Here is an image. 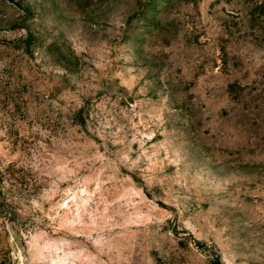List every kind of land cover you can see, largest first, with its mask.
Wrapping results in <instances>:
<instances>
[{"label": "rangeland", "instance_id": "1", "mask_svg": "<svg viewBox=\"0 0 264 264\" xmlns=\"http://www.w3.org/2000/svg\"><path fill=\"white\" fill-rule=\"evenodd\" d=\"M0 264H264V0H0Z\"/></svg>", "mask_w": 264, "mask_h": 264}]
</instances>
